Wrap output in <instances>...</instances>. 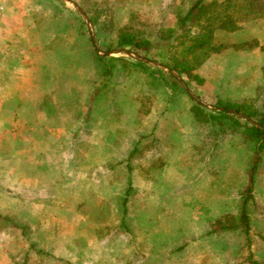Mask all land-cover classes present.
<instances>
[{
    "label": "rangeland",
    "instance_id": "obj_1",
    "mask_svg": "<svg viewBox=\"0 0 264 264\" xmlns=\"http://www.w3.org/2000/svg\"><path fill=\"white\" fill-rule=\"evenodd\" d=\"M195 1L0 0V24H12L0 38L13 41L0 45V264H264V149L250 232L223 229L241 211L256 142L190 111L222 98L264 112V15L214 31L228 47L197 67L199 84L166 64L184 57L178 34L203 38L178 22ZM126 30L150 45L112 48ZM5 69L20 72L17 86Z\"/></svg>",
    "mask_w": 264,
    "mask_h": 264
},
{
    "label": "trees",
    "instance_id": "obj_2",
    "mask_svg": "<svg viewBox=\"0 0 264 264\" xmlns=\"http://www.w3.org/2000/svg\"><path fill=\"white\" fill-rule=\"evenodd\" d=\"M218 4L219 6H224L225 8L227 7L229 11L221 15L216 14V12L211 13V7ZM232 6H234L238 12L233 11ZM236 14L239 15L236 16ZM263 15L264 0H224L220 3L218 0H211L209 2L207 0H196L185 14L179 15L178 22L183 30L187 26V22H190L192 26H199L202 30L199 36L203 35V38L200 41H197L196 39L194 43L187 45L185 44V39L188 35L189 28L184 30L181 34H178L176 38L180 41L177 46L183 47L182 52L184 53V57H174L166 64L180 74L186 75L189 79H193L197 81V83L202 84L204 82V78L196 72L197 67L201 65L205 58L209 57L212 53L220 52L228 47L227 44H217L214 41V31L217 29L234 31L240 27L239 23L247 21L251 18L261 17ZM164 32H166L165 38L169 39L177 33V30L176 28H167ZM245 44H248V42H240L233 44L232 46L238 48ZM123 45L131 46V48L139 50L143 46L150 45V41L147 38L136 36L126 30L125 32H120L119 39L114 46H112V48ZM105 49L110 50L111 48L107 47ZM196 51H201L203 57L198 55L195 61H191L187 56H185L187 53L192 54ZM96 56L101 62H112L113 64L114 61H121L126 66L131 65V62L124 57H103L100 56L97 51ZM158 73L163 75L162 72ZM216 105L220 107V110L210 111L206 107L195 102L191 106L190 111L194 118L203 124H209L210 122L220 123L223 122L224 118L231 119L234 125L244 127L250 138L256 142L255 156L253 158L250 171V181L245 192H243L246 196L244 198L241 211L238 215L229 214V217H231L228 219L231 224L229 226L225 225V223L223 224V222H225L224 220H218L223 229H242L248 234L251 229V218L248 211V203L254 198L253 189L255 175L259 164L262 161L260 153L264 149V112L259 111L253 104L229 103L222 98L216 102ZM239 113H243L251 118H254L259 126L253 125L248 121H243L244 119ZM241 120L243 121L242 123ZM252 262L253 264H262L258 260H253Z\"/></svg>",
    "mask_w": 264,
    "mask_h": 264
},
{
    "label": "crops",
    "instance_id": "obj_3",
    "mask_svg": "<svg viewBox=\"0 0 264 264\" xmlns=\"http://www.w3.org/2000/svg\"><path fill=\"white\" fill-rule=\"evenodd\" d=\"M4 18H5V16H4ZM3 18V19H4ZM6 20V19H5ZM11 25L12 26V24L10 23V22H4V23H1L0 24V27L2 28H5L7 25ZM3 31V30H2ZM11 42H13L11 39H10V37H2V38H0V45L1 44H3V46H5V48H7V47H9V46H11ZM234 44V43H233ZM262 44H263V42H262ZM261 44V45H262ZM4 57L5 58H7L8 57V54H5L4 55ZM14 61V60H13ZM12 62V60H8V59H6L5 60V62L4 63H11ZM5 78V87H9V85L10 84H14L15 86H17L16 85V83H18L19 84V82H20V79H21V75H20V72H17L16 70H11V69H5V71H4V73H3V79ZM9 81V82H8ZM203 106V105H202ZM205 107V106H204ZM193 115V114H192ZM194 117V116H193ZM252 119H254V118H252ZM255 120V119H254ZM256 121V120H255ZM249 122V121H248ZM251 123V122H250ZM252 124V123H251Z\"/></svg>",
    "mask_w": 264,
    "mask_h": 264
},
{
    "label": "water",
    "instance_id": "obj_4",
    "mask_svg": "<svg viewBox=\"0 0 264 264\" xmlns=\"http://www.w3.org/2000/svg\"><path fill=\"white\" fill-rule=\"evenodd\" d=\"M113 51H111L110 52V54L112 53ZM114 53H125V54H127V55H129L130 53H132V52H129L128 50H126V49H124V48H119V49H116L115 50V52ZM113 53V54H114ZM101 54V53H100ZM168 68V67H167ZM169 70H171L170 68H169ZM173 71V70H172ZM175 72V71H174ZM198 104H201L200 102H197ZM202 105V104H201ZM204 106V105H203ZM241 116H243L244 118H246L247 120H249V122H251L253 125H258V123L254 120V119H252L251 117H249V116H247V115H245V114H243V113H239ZM259 126V125H258Z\"/></svg>",
    "mask_w": 264,
    "mask_h": 264
}]
</instances>
